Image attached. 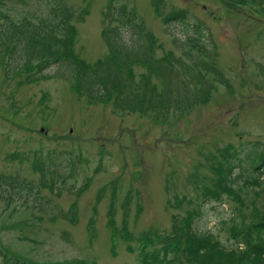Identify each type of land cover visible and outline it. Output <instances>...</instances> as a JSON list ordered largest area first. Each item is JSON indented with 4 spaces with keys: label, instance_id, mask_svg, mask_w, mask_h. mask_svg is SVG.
I'll use <instances>...</instances> for the list:
<instances>
[{
    "label": "rangeland",
    "instance_id": "obj_1",
    "mask_svg": "<svg viewBox=\"0 0 264 264\" xmlns=\"http://www.w3.org/2000/svg\"><path fill=\"white\" fill-rule=\"evenodd\" d=\"M109 1L66 0L87 10L74 22L75 52L87 62L108 54ZM113 1L136 11L157 37L159 56L183 54L189 33L177 21L166 26L153 0ZM52 3L0 0V24L3 14L19 20L48 13ZM162 6L164 13L186 9L192 23H204L205 41H215L226 78L210 76L209 101L186 115L122 112L75 91L59 76L68 68L52 65L44 77L23 82L22 61L1 63L0 173L37 185L35 161L49 168L40 193L35 189L28 201L16 196L7 208L0 203V244L9 253L31 264H143L137 236L144 232L163 243L160 233L192 215L230 244L237 201L229 193L226 202H205L203 193L217 188L222 149L242 151L254 143L264 150V9L248 0H163Z\"/></svg>",
    "mask_w": 264,
    "mask_h": 264
},
{
    "label": "trees",
    "instance_id": "obj_2",
    "mask_svg": "<svg viewBox=\"0 0 264 264\" xmlns=\"http://www.w3.org/2000/svg\"><path fill=\"white\" fill-rule=\"evenodd\" d=\"M153 1L157 13L164 15L166 26L177 21L189 33V44L180 57L173 53L159 56L157 37L136 11L110 0L104 12L108 23L103 31L108 54L94 63L87 62L74 47L77 37L74 22L87 10L77 11L66 0H54L45 14L29 13L19 20L7 14L1 16L0 65L22 61L18 68L26 73L23 82L44 77L42 72L52 65L65 67L68 73L59 76L92 103L109 101L122 112L150 113L156 118L186 115L195 106L209 101L214 89L210 76L226 82L216 63V43L212 38L211 46L205 41L207 33L202 21L194 20L191 27L193 23L186 9L164 13L163 0ZM248 1L264 9V0ZM4 53L8 57L6 62ZM222 151L225 159L219 162L217 188L204 191L203 195L205 202L219 199L223 203L227 201L226 195L232 193L237 201L232 208L230 244L213 231L199 227L200 216L192 215L176 221L170 231L160 233L159 240L163 243L147 233L139 234L136 240L140 243L143 264H185L184 256L195 264H264V150L253 143L242 151ZM72 162L69 158L66 167L69 164L71 167ZM34 166L40 174L37 185L17 175L0 173V203L6 202L5 208L14 197L28 201L35 195V189L40 193L47 187L48 166L39 159ZM0 264L31 263L9 253L0 244Z\"/></svg>",
    "mask_w": 264,
    "mask_h": 264
}]
</instances>
